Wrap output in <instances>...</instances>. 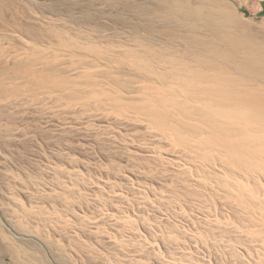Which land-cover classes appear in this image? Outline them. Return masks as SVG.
<instances>
[{"label":"rangeland","instance_id":"rangeland-1","mask_svg":"<svg viewBox=\"0 0 264 264\" xmlns=\"http://www.w3.org/2000/svg\"><path fill=\"white\" fill-rule=\"evenodd\" d=\"M156 1L17 0L3 15L0 50L18 55L0 57V264H264V223L246 226L264 221L259 146L135 77L130 55L107 60ZM224 2L264 26V0ZM47 53L50 72L34 61Z\"/></svg>","mask_w":264,"mask_h":264},{"label":"bare ground","instance_id":"bare-ground-1","mask_svg":"<svg viewBox=\"0 0 264 264\" xmlns=\"http://www.w3.org/2000/svg\"><path fill=\"white\" fill-rule=\"evenodd\" d=\"M190 1L162 0L155 4L156 6L149 7L146 13L150 19H147L149 24L146 23L145 27H141L144 21L142 20L141 23L139 22L140 25L130 28L131 32L129 30V33L137 36V38L133 37L135 38L133 46H126L115 56L107 53V60L113 59L119 65L118 69H121L120 66L124 64L123 58L130 55L134 61L127 58L133 63L130 65V70L135 77L151 81H153L151 78H156L153 84L158 83L167 93H173L177 88L181 89L183 97L182 101L179 100L183 107L194 109L197 113L203 114V118L206 116L210 124L215 127L214 130L217 126L219 131L236 134L243 144L259 146L260 158L264 165V26L248 24L233 11L234 7L230 6V3L226 4L228 2L224 0H192L195 2L194 5H191ZM16 2L17 0H0V31L3 32L0 36L4 38L9 35L3 15L10 14L11 6ZM138 12L141 11L138 10ZM174 16L180 20L179 24L170 23L171 25L167 24V26L165 23L159 26L154 23L158 17H166L170 22ZM137 18L142 19V17ZM163 20L167 21V19ZM12 27V31L15 29L22 33V28ZM144 34H150L152 37L165 35L173 42L186 46V52L190 55H184L183 48L179 49L180 45L174 43L171 46L172 50L167 45L163 46L161 41L157 43L154 39H138ZM183 45L181 47H184ZM67 52L70 53V49ZM11 54L13 58L18 55L14 50H0V57L12 56ZM40 54L43 55L42 52ZM35 56L36 50H33V58ZM51 56L47 53L44 60L36 57L34 61L41 63L42 69L50 72L53 66ZM145 60L150 62L148 65L151 64V66L137 63ZM79 64L84 65L82 61ZM39 71L37 68L33 72L37 74ZM54 87L53 83L52 85L47 83L45 90L42 91L51 92ZM27 91L32 93L26 96L36 95L34 85L28 87ZM4 94L13 93L10 90ZM33 101L36 99L34 98ZM230 143L232 141L228 144L232 146L233 144ZM261 177L264 178L262 175ZM248 215L247 229L251 226L258 228V225H262L259 223H264L260 221L261 218ZM259 229L253 230L252 227L250 231L255 233ZM250 231L248 233L251 234ZM54 263L56 264V261Z\"/></svg>","mask_w":264,"mask_h":264}]
</instances>
